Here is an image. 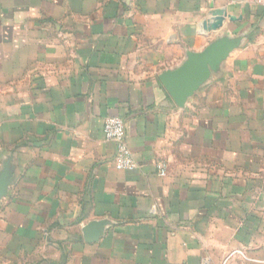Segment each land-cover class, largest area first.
<instances>
[{"label": "crops", "instance_id": "1", "mask_svg": "<svg viewBox=\"0 0 264 264\" xmlns=\"http://www.w3.org/2000/svg\"><path fill=\"white\" fill-rule=\"evenodd\" d=\"M0 264H264V7L0 0Z\"/></svg>", "mask_w": 264, "mask_h": 264}, {"label": "water", "instance_id": "2", "mask_svg": "<svg viewBox=\"0 0 264 264\" xmlns=\"http://www.w3.org/2000/svg\"><path fill=\"white\" fill-rule=\"evenodd\" d=\"M208 53L193 56L188 64L164 76L163 83L174 101L180 103L206 76Z\"/></svg>", "mask_w": 264, "mask_h": 264}, {"label": "built area", "instance_id": "3", "mask_svg": "<svg viewBox=\"0 0 264 264\" xmlns=\"http://www.w3.org/2000/svg\"><path fill=\"white\" fill-rule=\"evenodd\" d=\"M264 7V0H257ZM103 136L106 140L115 143L114 164L117 169H133L135 168V160L125 141V129L122 118L118 115H108L102 126ZM157 171L159 176L166 173L165 162L157 163Z\"/></svg>", "mask_w": 264, "mask_h": 264}]
</instances>
